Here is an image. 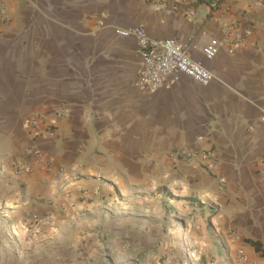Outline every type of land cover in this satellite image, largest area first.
Listing matches in <instances>:
<instances>
[{
	"label": "crops",
	"instance_id": "crops-1",
	"mask_svg": "<svg viewBox=\"0 0 264 264\" xmlns=\"http://www.w3.org/2000/svg\"><path fill=\"white\" fill-rule=\"evenodd\" d=\"M210 1L0 0L8 250L27 264L113 263L135 208L164 185L166 199L199 213L201 264H264V0ZM227 22L243 42L207 60L203 47L225 41ZM136 26L185 45L210 84L182 76L170 88L137 87V40L116 34ZM35 116L53 139L34 137ZM199 148L212 153L205 165L174 161ZM28 214L51 220L38 232Z\"/></svg>",
	"mask_w": 264,
	"mask_h": 264
},
{
	"label": "built area",
	"instance_id": "built-area-1",
	"mask_svg": "<svg viewBox=\"0 0 264 264\" xmlns=\"http://www.w3.org/2000/svg\"><path fill=\"white\" fill-rule=\"evenodd\" d=\"M218 1L212 0L209 5L216 9ZM116 34L124 37H134L138 44V57L140 69L136 76L135 85L141 89L158 90L160 88H170L180 77L185 76L200 86L206 87L212 80V74L200 63L191 59L188 48L174 39H152L143 27H133L129 29H117ZM225 41L211 39L202 49V53L207 60H212L219 53L221 46L230 47L234 43L243 42V35L238 32L234 23L227 22L224 29ZM60 115V114H59ZM28 127L34 137H46L53 139L55 131L50 125L43 123L42 118L35 116L29 119ZM35 155L38 162L49 168L51 161L45 158L43 153L36 150ZM212 158L209 150L194 149L184 150L176 155L175 162L191 163L195 160L207 163ZM22 167L21 164L18 165ZM223 183V182H221ZM51 216H39L28 214L24 217L25 224H31L35 230L41 232V224L50 221ZM30 226V227H33ZM240 258H242L240 256ZM56 264H62L57 261Z\"/></svg>",
	"mask_w": 264,
	"mask_h": 264
},
{
	"label": "rangeland",
	"instance_id": "rangeland-1",
	"mask_svg": "<svg viewBox=\"0 0 264 264\" xmlns=\"http://www.w3.org/2000/svg\"><path fill=\"white\" fill-rule=\"evenodd\" d=\"M158 190L159 193L153 192L143 203V210L139 206L135 208L134 219L138 221L134 223L133 220L123 230L125 237L119 243L125 247L120 249L124 255L120 254L119 259L109 264H201V249L196 246L199 213L187 210L183 203H172L166 199L164 185H160ZM155 207H160L158 213ZM5 238L1 233L0 264H27V255L20 256L12 249L8 250L10 246H6Z\"/></svg>",
	"mask_w": 264,
	"mask_h": 264
}]
</instances>
